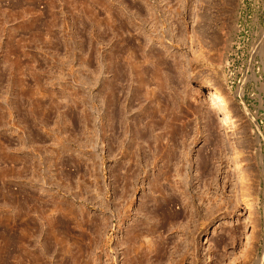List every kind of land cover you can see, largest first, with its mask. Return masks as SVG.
I'll return each mask as SVG.
<instances>
[{
  "label": "rangeland",
  "instance_id": "rangeland-1",
  "mask_svg": "<svg viewBox=\"0 0 264 264\" xmlns=\"http://www.w3.org/2000/svg\"><path fill=\"white\" fill-rule=\"evenodd\" d=\"M197 1L0 0V264H264V0Z\"/></svg>",
  "mask_w": 264,
  "mask_h": 264
},
{
  "label": "bare ground",
  "instance_id": "bare-ground-1",
  "mask_svg": "<svg viewBox=\"0 0 264 264\" xmlns=\"http://www.w3.org/2000/svg\"><path fill=\"white\" fill-rule=\"evenodd\" d=\"M192 1H197V0H192ZM201 1V0H200ZM198 2V1H197ZM194 4V3H193ZM197 6V5H196ZM210 6V5H209ZM194 7V6H193ZM196 12H194V14H195ZM202 15V14H201ZM217 15V14H216ZM197 19V18H196ZM223 26V25H222ZM197 27V26H196ZM202 27V26H201ZM193 29H192V32L193 31H195V26H193L192 27ZM216 30V29H215ZM194 33V32H193ZM218 33V31L216 32V34ZM219 34V33H218ZM215 37H217L218 38V36L216 35ZM193 38V39H192ZM192 38H190V40L189 41H195V35H193V37ZM216 38V39H217ZM220 38V37H219ZM218 38V39H219ZM222 43V42H221ZM192 47H194V46H192ZM218 92V91H217ZM193 94V93H192ZM219 95V94H218ZM223 96V95H222ZM228 98V97H227ZM214 104H215V102H214ZM215 108H216V110L218 111L219 109H220V107H218L217 105H215ZM195 111V110H194ZM220 111V110H219ZM194 113V112H193ZM192 113V114H193ZM209 114V113H208ZM207 116V115H206ZM221 118H223V117H221ZM219 119V118H218ZM189 120V119H188ZM211 121V120H210ZM212 122V121H211ZM210 122V123H211ZM231 122V121H230ZM206 123V122H205ZM215 123V122H214ZM214 123H212L213 125H212V127H216V125H214ZM217 123V122H216ZM155 126V125H154ZM206 126V125H205ZM211 126V125H210ZM222 127H224V126H222ZM189 129H190V127H188ZM207 128H209L208 127V125H207ZM212 129V128H211ZM214 129V128H213ZM217 129V128H216ZM175 131V130H174ZM173 131V132H174ZM177 131V130H176ZM211 131V130H210ZM213 131V130H212ZM217 131V130H216ZM126 132H127V129H126ZM215 132V131H214ZM138 133V132H137ZM185 133V132H184ZM213 133V132H212ZM149 134V133H148ZM209 134V133H208ZM214 134H216V133H214ZM138 135V134H137ZM217 135V134H216ZM219 135H221V134H219ZM143 136V135H142ZM212 136V135H211ZM141 137V136H140ZM183 137V136H182ZM219 138H220V136H219ZM154 139V138H153ZM148 140V139H147ZM146 140V141H147ZM209 140V139H208ZM211 141H213V140H211ZM155 142V141H154ZM138 143V142H137ZM158 143V142H157ZM176 143V142H175ZM210 143V142H209ZM215 143V142H214ZM218 143V142H217ZM143 144V143H142ZM147 144V143H146ZM173 145V144H172ZM172 145H171V148H172ZM175 145V144H174ZM173 145V148L171 149V150H173L172 151V153L174 154V156H173V159H174V161L172 162L173 164L172 165H174L173 167H174V170L176 171V173H181L180 172V169H184V171H185V169H186V167L187 166H185V162H184V156H185V153H184V150H182V148H181V144H176V146H174ZM178 145V146H177ZM179 145H181V146H179ZM223 145V144H222ZM138 146V145H137ZM147 146V145H146ZM152 146V145H151ZM150 146V147H151ZM154 146H157V145H154ZM168 146V145H167ZM220 146V145H219ZM139 147V146H138ZM158 147H161V146H159V144H158ZM164 147H166V146H164ZM186 147V146H185ZM212 147V146H211ZM217 147V148H216ZM140 148V147H139ZM208 148V147H207ZM214 148H216V151L218 152V146H215ZM234 148V147H233ZM160 149V148H159ZM158 149V150H159ZM183 149H185L184 148V146H183ZM187 149V148H186ZM190 149V148H189ZM218 149V150H217ZM150 150V149H149ZM203 151H205L206 152V150H203ZM216 151H214V152H216ZM222 151V150H221ZM221 151H219V152H221ZM157 152V151H156ZM164 152V151H163ZM162 152V153H163ZM165 152H166V150H165ZM212 152H213V150H212ZM219 152L217 153L218 155H219ZM133 153V152H132ZM168 153V152H167ZM155 154V153H154ZM158 154V153H157ZM166 154V153H165ZM211 154V153H210ZM150 155V154H149ZM151 155H153V154H151ZM156 155V154H155ZM168 155V154H167ZM187 155V154H186ZM216 155V154H215ZM236 155V154H235ZM135 156V155H134ZM170 156V155H169ZM213 156H214V153H213ZM129 157V156H128ZM137 157V156H136ZM155 157V156H154ZM206 157V156H205ZM212 157V156H211ZM224 157V156H223ZM237 157V156H236ZM140 158V157H139ZM150 158V157H149ZM155 159V158H154ZM171 159V158H170ZM209 159H211V158H209ZM133 160V159H132ZM153 160V159H152ZM166 160V159H165ZM228 160V159H227ZM144 161V160H143ZM145 161H147V160H145ZM186 161V160H185ZM212 161H214V160H212ZM129 162V161H128ZM137 162V161H136ZM148 162H150V161H148ZM187 162V161H186ZM211 162V161H210ZM225 162V161H224ZM138 163V162H137ZM145 163V162H144ZM163 163V162H162ZM188 163V162H187ZM130 164V163H129ZM147 164V162L144 164V165H146ZM151 164V163H150ZM163 164H166V161H165V163H163ZM168 164H170V163H168ZM149 165V164H148ZM167 165V164H166ZM165 165V166H166ZM235 165H236V163H235ZM133 166V165H132ZM168 166V165H167ZM166 166V168H168V167H170V166H168L167 167ZM233 166V165H232ZM237 166H238V164H237ZM134 167H137V165H135ZM145 167V166H144ZM143 167V168H144ZM160 167H161V165H160ZM159 167V168H160ZM130 168V167H129ZM165 168V167H164ZM133 169V168H132ZM137 169V168H136ZM151 169V168H150ZM158 169V168H157ZM170 169V168H169ZM173 169V168H172ZM171 169V170H172ZM131 170V169H130ZM138 170V169H137ZM146 170V169H145ZM164 170V169H163ZM231 170V169H230ZM249 170V169H248ZM174 171V172H175ZM208 171V170H207ZM232 172H234L235 170L233 169V170H231ZM243 171V170H242ZM147 172V171H146ZM161 172V171H160ZM160 172H159V174H160ZM169 172V171H168ZM183 172V171H182ZM227 172V171H226ZM244 172V171H243ZM246 172V171H245ZM136 173V172H135ZM145 173V172H144ZM157 173V172H156ZM155 173V174H156ZM163 173H164V171H163ZM162 173V174H163ZM166 173V172H165ZM171 173V172H170ZM185 173H186V171H185ZM188 173V172H187ZM238 173V172H237ZM240 173V172H239ZM153 174V173H152ZM158 174V173H157ZM243 174V173H242ZM241 174V175H242ZM245 174V173H244ZM134 175V174H133ZM137 175V174H136ZM166 175V174H165ZM182 175V174H181ZM237 175V174H236ZM111 176V175H110ZM178 176V175H177ZM227 176V175H226ZM131 177V176H130ZM136 177V176H135ZM169 177V176H168ZM179 177V176H178ZM177 177V178H178ZM239 177H241V178H239ZM119 178V177H118ZM155 178V177H154ZM157 178V177H156ZM160 178V177H159ZM162 178H164V177H162ZM172 178V177H171ZM187 179V178H186ZM190 179V178H189ZM157 180V179H156ZM176 180V179H175ZM179 180V179H178ZM234 180H235V182H237V183H241L242 182V176H235L234 177ZM233 180V181H234ZM155 180H153V182H154ZM161 181V180H160ZM169 181V180H168ZM184 181H185V178H184ZM115 182H116V180H115ZM186 182V181H185ZM231 182V181H230ZM120 183V182H119ZM147 183V182H146ZM157 183V182H156ZM161 183V182H160ZM184 183V182H183ZM114 184V183H113ZM139 184V183H138ZM151 184V183H150ZM155 184V183H154ZM177 184V183H176ZM176 184H175V186H176ZM185 184V183H184ZM189 184V183H188ZM115 185V184H114ZM158 185L160 186V187H162V184H159L158 183ZM173 185V184H172ZM182 185V184H181ZM156 186V185H155ZM180 186V185H179ZM241 186V185H240ZM239 186V187H240ZM114 187V186H113ZM132 187V186H131ZM174 187V186H173ZM178 187V186H177ZM176 187V188H177ZM122 188V187H121ZM152 188V187H151ZM157 189V188H156ZM159 189V188H158ZM157 189V190H158ZM153 190H154V188H153ZM168 190V189H167ZM181 190V189H180ZM185 190V189H184ZM183 190V191H184ZM240 190H241V188H240ZM216 191V190H215ZM165 192V191H164ZM172 192V191H171ZM112 193V192H111ZM188 193V192H187ZM217 193V197H216V199L217 198H219V203L216 205L214 202H216L215 200H213V199H211V200H213L214 202V204L216 205H206L207 207H205L206 208V211H207V215H209V217H210V215L211 214H213L214 212H217V211H219L220 209H224V210H221V212H219V213H222L223 212V214L224 215H229L231 212H232V208H233V200H232V198H234L233 197V195L231 196L230 194H228V193H226V191L224 190V188L222 187V188H220L219 189V191L218 192H216ZM232 193H233V191H232ZM240 193V192H239ZM155 194H156V192H155ZM165 194V193H164ZM163 195V194H162ZM166 195H167V193H166ZM171 195V194H170ZM214 195V194H213ZM127 196V195H126ZM145 196V195H144ZM149 196V195H148ZM154 196V195H153ZM182 196H184V195H182ZM243 196V195H242ZM241 196V197H242ZM150 198H152L151 196H149ZM166 197H168V196H166ZM165 197V198H166ZM185 197V196H184ZM187 197V196H186ZM207 197V196H206ZM209 197V196H208ZM210 197H212V196H210ZM215 197H213V198H215ZM235 197H238V202L240 203V202H244V201H242L243 199L240 197V195H235ZM147 198V197H146ZM155 198V197H154ZM165 198H164V195L162 196V199L163 200H165ZM171 198V197H170ZM157 199V202H158V198H156ZM156 199H154L153 200V204L155 203V201H156ZM168 199V198H167ZM112 200V199H111ZM147 200V199H146ZM152 200V199H151ZM162 200V201H163ZM206 200V199H205ZM167 200H165L164 202H160L159 204L158 203H155L156 204V206H153V208H149L147 205H145L144 207H145V209H147V212H148V214L147 215H151L152 213H150L151 211L153 212L154 210H155V212L156 213H158L159 212V217H160V219H162L164 216H167L168 217V214H169V207H170V205H169V202H166ZM185 201V200H184ZM218 201V200H217ZM111 202V201H110ZM141 202H143V201H141ZM144 202H146V201H144ZM152 202V201H151ZM186 202V201H185ZM116 203V202H115ZM148 203V202H147ZM209 203H210V201H209ZM245 203V202H244ZM120 204V203H119ZM146 204V203H145ZM151 204V203H150ZM154 204V205H155ZM158 204V205H157ZM114 205V204H113ZM117 205V204H116ZM122 205H124V204H122ZM139 205V204H138ZM111 206V205H110ZM115 206V205H114ZM113 206V207H114ZM143 206V205H142ZM151 206H152V204H151ZM185 206V205H184ZM188 206V205H187ZM218 206V207H217ZM245 206H247V204H245ZM112 207V208H113ZM137 207V206H136ZM148 207V208H147ZM143 208V207H142ZM141 208V209H142ZM247 208H248V206H247ZM111 209V208H110ZM114 209V208H113ZM118 209V208H117ZM145 209H143V211H145ZM116 210V209H115ZM119 210V209H118ZM124 210V209H123ZM138 211V210H137ZM136 211V212H137ZM142 211V212H143ZM249 210L247 209V210H245V213L244 214H246V216H245V218H244V222L245 223H249V227H250V230H249V232H248V234L247 235H245L244 236V238H245V242H244V244H243V246H242V248L240 249V251H239V253L241 252V251H243L244 249H246L248 246L250 247V244H251V242H252V238H253V235H254V228H255V222H256V220H254V219H252L251 218V214H250V211L248 212ZM135 212V213H136ZM141 212V211H140ZM146 212V211H145ZM144 212V213H145ZM171 212H172V210H171ZM170 212V213H171ZM134 213V214H135ZM166 213H168L167 215H166ZM196 213V212H195ZM218 213V212H217ZM142 214V213H141ZM146 214H144V216H146ZM110 215V214H109ZM143 215V214H142ZM173 215V214H172ZM126 216V215H125ZM152 216V215H151ZM213 216V215H212ZM215 216V215H214ZM217 216V215H216ZM171 217V216H170ZM177 217V216H176ZM110 218V217H109ZM112 218V217H111ZM110 218V219H111ZM205 218H207V217H205ZM212 218V217H211ZM256 218V217H255ZM116 219V218H115ZM145 219H147V218H145ZM149 219V218H148ZM153 218H151V220H152ZM165 219V218H164ZM155 220V219H154ZM194 220L195 219H193V222H194ZM112 220H110V222H111ZM145 221V220H144ZM157 221V220H156ZM210 221V220H209ZM227 221V220H226ZM255 221V222H254ZM141 222V221H140ZM148 222V221H147ZM191 222V221H190ZM205 222H208V219L205 221ZM113 223V222H112ZM132 223H133V221H132ZM143 223H145V222H143ZM155 223V222H154ZM158 223H160V222H158ZM162 223V222H161ZM196 223V222H195ZM147 224H149V223H147ZM150 224H152L151 222H150ZM189 224V226L191 225L190 223H188ZM192 224H194V223H192ZM108 225V224H107ZM142 225V224H141ZM146 225V224H145ZM235 225V224H234ZM148 226V225H147ZM192 226H195V225H192ZM241 226V223H239V225L237 226L238 228ZM243 226V225H242ZM110 227V226H109ZM151 227V226H150ZM162 227V226H161ZM128 228V227H127ZM134 228H136V227H134ZM153 228V230H154V227H152ZM187 228V227H186ZM193 228V227H192ZM230 228V227H229ZM228 228V230L230 231V229ZM237 228V229H238ZM194 229V228H193ZM233 229V228H232ZM231 229V231H233ZM237 229H235V230H237ZM132 230V229H131ZM140 230H142V229H140ZM195 230V229H194ZM194 230H192V231H194ZM147 231V230H146ZM150 231H151V229H150ZM157 231V230H156ZM162 231V230H161ZM189 231H191V230H189ZM191 231V232H192ZM229 231H226V234H228L227 232H229ZM231 231H230V234H232L233 235V233H231ZM137 232V231H136ZM145 232V231H144ZM149 232V231H148ZM152 233L154 232V231H151ZM256 232V231H255ZM126 233V232H125ZM131 233V232H130ZM146 233V232H145ZM237 233H238V230H237ZM157 235L159 234V233H156ZM191 234V233H190ZM138 235V234H137ZM135 236L136 237V240L138 239V238H140L139 236ZM148 235V234H147ZM236 235H238V234H236L235 233V236ZM150 236V235H149ZM156 236V235H155ZM190 236H192V235H190ZM230 236L231 235H229V238L228 239H230ZM125 237V236H124ZM151 238L150 239H152L153 237L152 236H150ZM233 236H231V238H232ZM237 237V236H236ZM235 237V238H236ZM155 238V237H154ZM157 238V237H156ZM185 238V237H184ZM234 238V239H235ZM141 239V238H140ZM222 239V238H221ZM237 239V238H236ZM125 240V239H124ZM127 240V239H126ZM130 240V239H129ZM133 240V239H132ZM142 241L144 240V239H141ZM148 240H149V238H148ZM154 240V239H153ZM231 240V239H230ZM186 241V240H185ZM232 242H233V238H232V240H231ZM235 241V240H234ZM123 242V241H122ZM125 242V241H124ZM127 243H128V241H126ZM136 242V241H135ZM134 242V243H135ZM155 242H157V241H155ZM154 241L153 242H148L147 244H138V249L140 250V252H139V250L137 249V247H136V245L134 246L137 250H138V252H137V254H142V252L144 253V252H147V253H151L152 251H153V248H154V250L156 249L157 250V246H156V244H158V243H155ZM182 242V241H181ZM240 242V241H239ZM118 243H120V242H118ZM142 243H146V241L144 240V242H142ZM163 243V242H162ZM183 243V242H182ZM181 243V244H182ZM225 243V242H224ZM231 243V242H230ZM229 243V244H230ZM159 244H161V243H159ZM187 244V243H186ZM192 244V243H191ZM194 244V243H193ZM173 245V244H172ZM129 246V245H128ZM143 246V247H142ZM156 246V247H155ZM159 246V245H158ZM170 246V245H169ZM177 246V245H176ZM187 246V245H186ZM130 247V246H129ZM161 247V246H160ZM162 247H164V245L162 246ZM178 247V246H177ZM132 248V247H131ZM134 248V249H135ZM140 248H145V250L144 251H142ZM165 248V247H164ZM178 248H180V247H178ZM126 249V248H125ZM134 249H133V251H134ZM159 249V248H158ZM186 249H187V247H186ZM136 250V251H137ZM155 250V251H156ZM162 250V249H161ZM160 250V251H161ZM191 250V249H190ZM128 251H130V250H128ZM135 251V252H136ZM158 251V253H159V250H157ZM187 251V250H186ZM185 251V252H186ZM127 253V252H126ZM134 253V252H133ZM132 253V254H133ZM153 253V252H152ZM242 253V252H241ZM139 254V255H140ZM162 254H164V253H162ZM188 254V253H187ZM234 254V253H233ZM124 255V254H123ZM144 255V254H143ZM154 255V254H153ZM157 255V254H156ZM161 255V254H160ZM192 255V254H191ZM107 256V255H106ZM164 256V255H163ZM110 257H112V256H110ZM134 257V256H133ZM149 257H151V256H149ZM157 257V256H156ZM166 257V256H165ZM127 259H128V257H126ZM131 258V257H130ZM143 258V257H142ZM141 257H139V259H138V257L137 258H135V264H140V262H142L141 261V259H142ZM145 258V257H144ZM177 258V257H176ZM183 258V257H182ZM181 258V259H182ZM109 259V258H108ZM137 259V260H136ZM154 259H155V257H154ZM162 259V258H161ZM179 259V258H178ZM112 260V259H111ZM133 260H131L130 259V261H133ZM126 261V260H125ZM150 261V260H149ZM159 261V260H158ZM161 261V260H160ZM189 261V260H188ZM110 262V261H109ZM128 262V261H127ZM157 262V261H156ZM155 263V262H154ZM161 263V262H160ZM131 264V263H130ZM134 264V263H133ZM172 264V263H171ZM175 264V263H174Z\"/></svg>",
  "mask_w": 264,
  "mask_h": 264
}]
</instances>
